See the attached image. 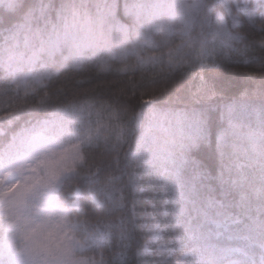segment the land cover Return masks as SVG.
Listing matches in <instances>:
<instances>
[{
    "label": "snow or ice",
    "instance_id": "1",
    "mask_svg": "<svg viewBox=\"0 0 264 264\" xmlns=\"http://www.w3.org/2000/svg\"><path fill=\"white\" fill-rule=\"evenodd\" d=\"M0 9L6 33L0 72L26 97L51 88L40 108L90 79L65 77L53 87L61 70L80 73L95 65L97 74L108 73L109 60L120 61L115 72L127 83L120 93L140 107L129 127L123 121L129 105L73 102L0 146V264H88L75 257L83 245L71 236L83 225L69 215L80 210V193L67 204L57 195L59 184L83 159L80 145L103 143L118 151L140 128L124 166L133 220L141 198L152 209L142 217L146 238L137 264H155L147 259L151 244L168 233L169 243L159 248L169 254L181 249L176 264H264V0H0ZM234 54L256 65L254 86L246 82L234 91L224 78ZM149 72L147 90L138 93L143 86L136 73L142 81ZM158 95L169 106L157 107ZM173 102L185 107L173 110ZM172 118L178 136L154 148V129L167 131ZM74 139L79 144L70 149ZM104 194L113 206L125 207L123 199ZM93 199L104 206L94 193ZM126 223L121 221L122 242L129 239ZM109 229L97 225L91 239L99 244ZM235 239L245 245L228 243ZM129 246L122 243L113 264L116 258L125 264Z\"/></svg>",
    "mask_w": 264,
    "mask_h": 264
},
{
    "label": "trees",
    "instance_id": "2",
    "mask_svg": "<svg viewBox=\"0 0 264 264\" xmlns=\"http://www.w3.org/2000/svg\"><path fill=\"white\" fill-rule=\"evenodd\" d=\"M3 15V9H0V18ZM5 34L0 29V41H2ZM238 47L242 48L243 45H238ZM109 64L112 66V70L108 73L97 74L95 65H89L86 71L80 73H76L71 69L61 70L59 78L53 81V87L62 83L65 77L78 79L80 76H87L90 79L78 87H67L58 97L54 96L46 108L39 107V100L45 92H51V88L40 89L38 94L26 97L22 88L17 91L16 83L10 77H4V74L0 72V131L3 133V135H0V146L7 144L14 135L20 134L22 129L30 132L38 128L37 121L48 118L47 113L55 108L87 99L129 105L123 121L129 127H134V122L131 118L135 112L140 111V107L135 100L122 95L119 91L121 88H127L126 81L121 82L115 72V69L121 66L120 61L109 60ZM255 67L256 65L253 63L245 64L242 57L234 54L232 62L225 68L223 75L225 79L231 80L236 85V88H234V91H236L239 86L244 85L246 82L250 86H254L253 82L259 81L260 77L258 75H250L254 72ZM140 77V73H136L134 77L136 82L143 86L137 89L138 93L139 91L147 90L151 73H145L142 81ZM178 77L179 73H177ZM191 83L194 85L196 81ZM181 96L185 98L183 93ZM157 98L161 99L159 95ZM143 99L150 100L151 95H145ZM167 106L169 105H163L162 99L161 103L157 104V107ZM170 106L173 110L185 107L183 103L178 102H173ZM65 119L75 120L85 126L89 123L87 119L81 121L78 117L68 116ZM95 122L96 117L93 116L91 118L93 127ZM224 126H227L226 122ZM142 131V128L134 129L129 137V142L119 148L118 151L106 148L103 143L97 147L80 145L82 161L76 166L74 173L64 178L59 184V192L57 193L59 197L66 198L75 190L80 193L78 200L80 210L76 211L75 215L80 222H83V225L78 227L77 235L79 237L85 236L87 240V248L78 253L80 256H92L97 260L103 258L108 264H113L115 254L121 251L122 243H128L130 246L125 256V264H137L138 257L136 253L138 250H142V245L146 238L145 230L141 227L142 217L145 214V209L148 212H151L152 209L141 198L137 204L133 220L131 215L132 196L126 187L128 176L124 174V166L126 154L135 148L136 139L141 135ZM73 141L77 140L74 139ZM77 142L79 143V141ZM117 156L119 157V164H117ZM105 192L110 193L115 201L123 199L125 207L113 206L108 196L104 194ZM93 193L97 199L103 200V207L95 203ZM122 220L127 221L126 228L129 234V239L123 242L120 228ZM97 225L100 226L102 231L105 230V226H110V234L99 244L94 242L90 235ZM241 233L244 234L243 232ZM169 235L170 233L165 234L160 241L168 242ZM228 243L231 246H235L239 244V241L232 240ZM181 254L182 250L179 248H176L173 253V255L177 256ZM116 259L117 264H119V258ZM147 259L154 260L155 264H173L171 257L166 258V253H161L157 249L152 250V255L147 257Z\"/></svg>",
    "mask_w": 264,
    "mask_h": 264
},
{
    "label": "rangeland",
    "instance_id": "3",
    "mask_svg": "<svg viewBox=\"0 0 264 264\" xmlns=\"http://www.w3.org/2000/svg\"><path fill=\"white\" fill-rule=\"evenodd\" d=\"M164 129H167V131L161 129V128H155L154 131H153V136L155 137V144L153 145L154 148H160V147H163L165 146L166 142L168 140H170L173 136H178L179 134V131H178V128H177V125H176V121L174 118H172L170 121H166L165 124H164ZM79 144L77 141H72L68 147L71 149L73 146ZM80 155L82 156L81 154V150H80ZM82 160L80 161H77L76 165H75V168L76 166L81 162ZM75 171V170H74ZM74 171H71L69 173H67L66 175H64L61 179V181L68 177L69 175L73 174ZM78 190H75V192H73L72 194H69L66 198H62V197H59L61 199V201H64L65 203L67 204H71L74 200H76V196H75V193L77 192ZM96 197V196H95ZM97 199V198H96ZM95 201V200H94ZM76 209H71L70 210V218H73L77 221V223L79 224L80 221L77 219L75 213H76ZM79 227V226H78ZM78 227L75 228L73 230V232L71 233V236H72V239L73 241H79L81 245H83V249L81 250L80 247H77L76 250H75V257L79 260H85V261H88V264H91V261L93 259H95L94 257L92 256H80L78 253L82 252L85 248H87V240H86V237H79L77 235V230H78ZM240 235H243L242 233H240ZM237 241H239V244L238 245H235L233 247H243L245 245V241L243 239H235ZM166 243H169L168 242H161L160 240L158 241H155L151 244V248L152 250H155L157 249L158 251L161 252V249L159 248V245L160 244H166ZM155 248V249H154ZM161 253H166V258L168 257H171L172 258V263L173 264H176V261L177 260H182L183 259V254L181 255H173V254H169L167 252H161ZM255 254V253H253ZM173 256V257H172ZM256 258L258 259V253H257V256ZM97 260V259H96Z\"/></svg>",
    "mask_w": 264,
    "mask_h": 264
}]
</instances>
